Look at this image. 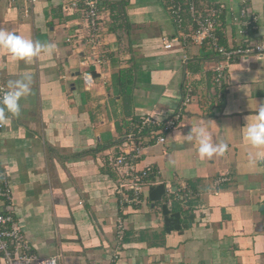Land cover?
<instances>
[{"label":"crops","instance_id":"crops-1","mask_svg":"<svg viewBox=\"0 0 264 264\" xmlns=\"http://www.w3.org/2000/svg\"><path fill=\"white\" fill-rule=\"evenodd\" d=\"M66 1L0 0V30L54 45L51 55L29 61L0 48V82L30 77L20 114H7L0 130L11 188L2 208L30 251L57 264H264V146L244 136L264 105V54L233 60L218 89L216 55L192 33L185 4L193 0H177L182 19L169 11L171 0H97L103 38L101 62L93 63L90 49L67 41L86 28L79 10H62ZM196 1L218 7L221 45L264 40V0ZM123 89L126 102L117 93ZM144 115H178V123L160 143L154 133H136ZM200 126L226 145L222 155H199ZM130 139L142 146L136 168L152 173L140 201L122 207L113 159ZM174 202L192 220L166 232L162 206L171 210Z\"/></svg>","mask_w":264,"mask_h":264},{"label":"built area","instance_id":"built-area-1","mask_svg":"<svg viewBox=\"0 0 264 264\" xmlns=\"http://www.w3.org/2000/svg\"><path fill=\"white\" fill-rule=\"evenodd\" d=\"M14 2L17 0H9ZM23 2H36L38 0H19ZM188 10L195 23L193 27V36L199 44H205L206 48L216 55V60L212 65L213 82L216 87H222V79L225 70L236 58L246 57L248 55L262 56L264 54V40L255 43L241 44L227 48L218 42L215 32L216 22L219 14L218 7L212 5L207 8L196 7L195 3L188 1ZM103 7L97 0H67L62 5L65 13L79 10L85 20V34H73L67 38L68 42L77 48L85 47L90 49L91 61L93 63L101 62V55L98 53L102 45L103 38V17L101 15ZM169 11L178 19H182L181 14L184 11L183 4L177 0H171ZM241 14L245 15L244 10ZM251 19L244 20L245 26L251 23ZM170 42L165 43L169 48ZM85 78L90 79V74L85 73ZM8 90V86L0 82V94ZM190 97L186 96L185 101ZM178 123V115L166 120H159L150 115H144L140 118L137 127V134L144 132L154 133L156 141L164 143L167 133L170 132ZM3 128V122L0 120V130ZM126 149L117 154L113 159V165L117 174V193L120 197L121 206L137 204L140 201L143 186L146 185L149 175L152 173L149 168L137 169L136 161L140 156L142 146L138 140L130 139ZM11 202V188L7 173L0 164V256L4 264H57L54 257H39L30 251L26 243L21 227L11 212L4 211L2 206ZM125 235L124 220L121 216L116 221V238L121 242Z\"/></svg>","mask_w":264,"mask_h":264},{"label":"clouds","instance_id":"clouds-1","mask_svg":"<svg viewBox=\"0 0 264 264\" xmlns=\"http://www.w3.org/2000/svg\"><path fill=\"white\" fill-rule=\"evenodd\" d=\"M0 48L7 51L14 59L29 61L39 56L42 52L51 55L54 45L33 41L14 32L0 30ZM30 77L9 81L8 90L0 94V120L8 118L7 114L18 116L20 114V100L30 94ZM195 137L198 140V153L201 157L211 158L214 155H222L226 145L213 142L205 127L195 129ZM245 139L255 147L264 146V105L257 109L253 122H247L244 128ZM191 138V137H190Z\"/></svg>","mask_w":264,"mask_h":264},{"label":"trees","instance_id":"trees-1","mask_svg":"<svg viewBox=\"0 0 264 264\" xmlns=\"http://www.w3.org/2000/svg\"><path fill=\"white\" fill-rule=\"evenodd\" d=\"M193 1L195 3L196 7L201 8L196 0H193ZM186 3H188V2H186ZM215 7H217V6L215 5ZM185 8H187L186 4H185ZM215 32H217L216 28H215ZM123 79H124L123 77H119L116 80V84H117L116 86L117 87L121 85L120 83L123 82ZM118 91L119 90H117L118 94H123L122 97H123L124 102L128 101V95L124 94V93H128V91H126L125 89H123V91L121 93H119ZM162 209H163V213L165 214L164 231H166V232L172 231L174 229H179L180 227H183L184 225H186L188 223L187 222L188 220H192V218H181V214L184 213L185 211L188 212L189 209L187 208L186 210H184L179 202H174L171 210H167L165 205L162 206Z\"/></svg>","mask_w":264,"mask_h":264},{"label":"rangeland","instance_id":"rangeland-1","mask_svg":"<svg viewBox=\"0 0 264 264\" xmlns=\"http://www.w3.org/2000/svg\"><path fill=\"white\" fill-rule=\"evenodd\" d=\"M242 10V9H241ZM241 12V11H240ZM241 14V13H240Z\"/></svg>","mask_w":264,"mask_h":264}]
</instances>
